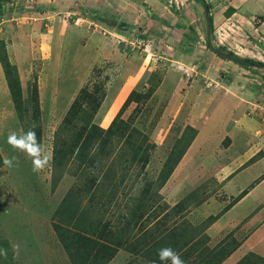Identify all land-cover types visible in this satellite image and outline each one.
<instances>
[{
  "label": "rangeland",
  "instance_id": "obj_1",
  "mask_svg": "<svg viewBox=\"0 0 264 264\" xmlns=\"http://www.w3.org/2000/svg\"><path fill=\"white\" fill-rule=\"evenodd\" d=\"M215 1L214 11H209L211 47L250 60L253 67L220 57L217 61L205 47L204 21L201 41L193 47L176 50L162 36L152 35L153 42L146 37L149 45L140 51L135 43L143 34L140 26L121 31L125 42L117 44L113 36L121 61H50L43 49L36 55L24 43L27 35L19 32L40 29L33 26L40 21L31 13L35 4L2 2L0 250H7V256L0 255V264H165L158 250L171 247L179 253L184 240L193 236L185 223L194 205L185 211L180 195L207 187L215 199L225 198L213 178H195V168L211 172V165L222 163L229 151L221 149L214 160L208 157L200 165L181 159L198 132L193 124L206 118L210 108L196 119L188 104L195 92L232 93L247 102L246 111L258 126L249 146L264 147V27L259 28L264 19L259 9L264 7L242 8L241 17L226 19V2ZM12 45L21 48L22 61L14 58ZM150 48L161 54L152 57ZM186 88L192 94L181 100ZM218 114L209 122L219 127L209 126L203 135H213L211 141L228 118L236 117L228 110ZM30 129L52 157L40 173L33 172L31 158L7 143L11 132L19 136ZM240 144L230 149L238 151ZM13 157V167L5 166L4 159ZM186 176L191 182H185ZM147 248L144 262L139 252ZM256 248L253 244L251 249Z\"/></svg>",
  "mask_w": 264,
  "mask_h": 264
},
{
  "label": "crops",
  "instance_id": "obj_2",
  "mask_svg": "<svg viewBox=\"0 0 264 264\" xmlns=\"http://www.w3.org/2000/svg\"><path fill=\"white\" fill-rule=\"evenodd\" d=\"M27 1L35 4L34 7L31 6V13L40 21L35 22L33 26L38 25L40 29H33L31 32L30 27H27L25 31L19 32L27 35L23 38L24 43L32 45L33 50L37 51L36 55L43 49L47 53L46 59L50 57V61H121V56L112 42L113 36L123 39L124 34L121 33L123 29H125L124 32H131L130 30L140 26L141 33L144 35H140L141 37L145 39L149 37L153 42L155 37L153 38L152 35L162 36V42L169 43L176 50L188 45L193 47L194 43L201 41L200 25L201 21H204V11L197 0ZM203 1L210 6V12L212 9L214 11L215 0ZM224 2L227 5L222 7V12L226 19H232L236 15L241 17L244 14L241 11L242 8L255 10V7L258 9L264 7V0H224ZM259 11L264 12L261 9ZM209 15L212 16V13ZM260 20L262 22L259 28L262 29L264 19ZM13 32L19 34V32ZM203 33L205 34V28ZM4 34L6 33H3V37ZM107 35L110 37L108 38ZM147 40L149 45L150 41ZM10 43L15 41L10 40ZM15 47L16 45H12L10 49L13 51ZM20 49V47L16 48L13 53L14 58H18L17 61H22ZM150 49L154 51L153 48ZM154 53L158 54L155 51ZM8 54L11 56V53ZM214 58L221 61L218 57ZM186 91L187 88L183 95L181 94V100L185 97ZM198 93L200 94L195 92V95H192L195 98L194 101L189 100L190 104L186 102L192 108L189 114H198L196 119L203 118V113L207 110L204 108H210L206 118L199 121L197 126L193 124L195 122L191 123L198 132L189 142L181 159L190 158L191 164L200 165L207 161L208 157L214 160L221 149L229 151V155L227 154L222 163L211 165L213 175H210V171L195 168V178L210 180L213 178L214 183H217V186L220 185L219 188L225 198L215 199V194H211L212 190L207 193L209 189L207 187H194L186 194L180 195L178 202L180 205L183 203L184 206L187 205L185 211L188 206L194 205L191 210L189 209V217L186 215L188 219L185 224H189L192 230L198 225L202 226L194 232L185 228L193 234V238L189 235V238L184 240L178 254L186 253H184L185 256L180 255L184 264H240L239 262L244 258L247 259L242 264H250L259 259L264 262V147L260 144H258L259 147L249 146L253 131L258 130V126L256 122H252L250 111H246L247 102L232 93L217 94L211 91L204 95L202 92ZM189 94L192 93L188 91L186 97ZM199 103L202 106H199ZM182 104L181 101L179 105L182 106ZM196 110L199 111L194 113ZM226 110L235 113L236 117L231 118L230 121L228 118L226 124L223 117L224 128L220 134L214 136L216 138L214 141H211L213 135L204 138L203 135L208 133L209 126L219 127L218 124H214V121L212 123L209 121L218 117V112ZM221 138L224 140L223 145L218 142ZM238 142L241 143V148L238 151L231 150L233 143ZM253 156L255 157L252 158ZM185 178L187 182L189 179L187 176ZM203 192L202 199H199V195ZM191 201H195L194 204ZM227 201L229 204H226ZM197 241L201 244H196ZM253 244L257 247L256 249H251ZM148 250L149 248L139 252L143 254L141 259L144 262V255L147 256ZM199 253H202L201 257ZM252 257L254 260H249Z\"/></svg>",
  "mask_w": 264,
  "mask_h": 264
},
{
  "label": "clouds",
  "instance_id": "obj_3",
  "mask_svg": "<svg viewBox=\"0 0 264 264\" xmlns=\"http://www.w3.org/2000/svg\"><path fill=\"white\" fill-rule=\"evenodd\" d=\"M7 143L13 148V150L22 151L31 158L33 172H42L51 161V155L43 151L42 146L37 141L35 131L31 129L19 136L15 131L11 132L7 137ZM14 160L15 157L10 159L5 158L3 163L5 166L11 168L13 167ZM18 248L19 246L16 245L14 250L18 251ZM0 255L7 256V250H0ZM157 255L162 262H165V264H167V262H170V264H184L180 255L171 247L159 249Z\"/></svg>",
  "mask_w": 264,
  "mask_h": 264
},
{
  "label": "water",
  "instance_id": "obj_4",
  "mask_svg": "<svg viewBox=\"0 0 264 264\" xmlns=\"http://www.w3.org/2000/svg\"><path fill=\"white\" fill-rule=\"evenodd\" d=\"M200 2H201V5L203 7V11H204L205 38H206V41H207L208 45L211 46L210 41H209V34L210 33H209V25H208L209 24V20L207 18V8H206L203 0H200ZM216 54L220 58L225 59V60H227L229 62H232V63H234V64H236V65H238L240 67H250V66L253 67L254 66V65H251L250 63H247V62H245V61H243V60H241V59H239L237 57L231 56V55L226 54V53H222L220 51H216Z\"/></svg>",
  "mask_w": 264,
  "mask_h": 264
},
{
  "label": "trees",
  "instance_id": "obj_5",
  "mask_svg": "<svg viewBox=\"0 0 264 264\" xmlns=\"http://www.w3.org/2000/svg\"><path fill=\"white\" fill-rule=\"evenodd\" d=\"M4 1H7V0H0V11H1V9H2V2H4ZM197 1L200 2V0H197ZM205 6H206V8H207V18H208V20H209V24H208V25H209V33H211V32H212V27H211L212 23H211V16L209 15V9H210V6H209L207 3H205ZM139 37H141V36H139ZM141 38H143V37H141ZM205 47H206L211 53H213L214 55H216L217 57H219V56L216 54V51H219V50L213 49L210 45H208L206 39H205ZM229 55H231V54L229 53ZM231 56H232V55H231ZM243 61H245V62L251 64V61H250V60H246V59H244ZM261 66H262V65H261ZM239 67H240V66H239ZM244 68H248V67H244Z\"/></svg>",
  "mask_w": 264,
  "mask_h": 264
},
{
  "label": "built area",
  "instance_id": "obj_6",
  "mask_svg": "<svg viewBox=\"0 0 264 264\" xmlns=\"http://www.w3.org/2000/svg\"><path fill=\"white\" fill-rule=\"evenodd\" d=\"M114 39H115V41L117 42V44L120 43V42H125L124 39H120V38H118V37H114ZM135 43H136V45H137V49H140V51H144V49L146 50V48L148 47V40L145 39V38H141V37H139V38H137V39L135 40ZM155 52H158L159 55L161 54L160 51H155ZM146 53L148 54V52H146ZM149 54H151V56L153 57V55H154L155 53H149Z\"/></svg>",
  "mask_w": 264,
  "mask_h": 264
}]
</instances>
